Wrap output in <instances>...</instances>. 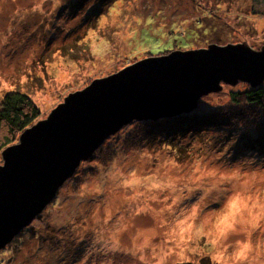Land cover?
Returning a JSON list of instances; mask_svg holds the SVG:
<instances>
[{"label": "rangeland", "instance_id": "374dc122", "mask_svg": "<svg viewBox=\"0 0 264 264\" xmlns=\"http://www.w3.org/2000/svg\"><path fill=\"white\" fill-rule=\"evenodd\" d=\"M203 21L208 32L198 25ZM188 29L199 30L188 41L191 49L244 44L259 51L264 5L0 0V105L7 93L21 91L46 119L70 94L120 73ZM247 85H223L191 112L231 104V91ZM240 108L244 119L220 124L225 129L189 127L175 139L156 137L121 150L112 161H95L97 151L78 168L79 187L75 174L0 251V264H264V109ZM227 217L231 228L222 226Z\"/></svg>", "mask_w": 264, "mask_h": 264}, {"label": "water", "instance_id": "95a60500", "mask_svg": "<svg viewBox=\"0 0 264 264\" xmlns=\"http://www.w3.org/2000/svg\"><path fill=\"white\" fill-rule=\"evenodd\" d=\"M240 82L252 87L264 83V46L255 51L244 44H211L149 56L70 94L2 152L0 251L43 214L81 164L126 125L190 113L203 96Z\"/></svg>", "mask_w": 264, "mask_h": 264}, {"label": "trees", "instance_id": "16d2710c", "mask_svg": "<svg viewBox=\"0 0 264 264\" xmlns=\"http://www.w3.org/2000/svg\"><path fill=\"white\" fill-rule=\"evenodd\" d=\"M255 2L257 6L264 5V0H255ZM208 19H212V16H209ZM198 25L205 27L207 32L210 29L208 22H198ZM196 30L197 32L199 31L198 29ZM197 32L188 29L184 35L173 33L171 38L174 39L170 40L165 48L152 50L150 56H161L177 50L191 49L188 41L196 36ZM179 42L181 45H178ZM176 48L177 50H175ZM241 91H231L232 103L215 106L214 109L201 106V110L168 119L132 122L127 128L125 127L105 142L103 147H109V149L100 148L99 152L94 156L95 161L99 157H101L100 160L105 158L108 161H112V159L117 157L119 151L124 150L126 153L138 146H145L155 140L156 137H161L162 139L172 137L171 139H175L178 135H184L189 127L193 131L228 128L226 125L220 126V124L228 121L232 123L233 119H238V117L244 119L246 114L240 107H244L246 103L247 105L256 104L264 109V83L256 87L247 85ZM40 120L41 111L28 94L17 90L7 93L0 105V155L7 147L16 144L20 135L27 128ZM181 146L183 147L184 145ZM75 178L77 180L75 186L79 187V171L74 176Z\"/></svg>", "mask_w": 264, "mask_h": 264}, {"label": "bare ground", "instance_id": "6f19581e", "mask_svg": "<svg viewBox=\"0 0 264 264\" xmlns=\"http://www.w3.org/2000/svg\"><path fill=\"white\" fill-rule=\"evenodd\" d=\"M231 202H234L232 205H231V207H229V212H232L234 209H233V206L236 204V202L235 201H231ZM229 221H230V217H227L225 220H224V222H222V226L224 227V226H226L225 228H231V225H230V223H229Z\"/></svg>", "mask_w": 264, "mask_h": 264}]
</instances>
